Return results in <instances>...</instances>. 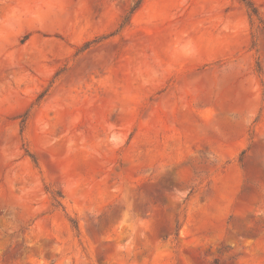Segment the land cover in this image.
Returning <instances> with one entry per match:
<instances>
[{"label":"rangeland","instance_id":"obj_1","mask_svg":"<svg viewBox=\"0 0 264 264\" xmlns=\"http://www.w3.org/2000/svg\"><path fill=\"white\" fill-rule=\"evenodd\" d=\"M0 264H264V0H0Z\"/></svg>","mask_w":264,"mask_h":264},{"label":"trees","instance_id":"obj_2","mask_svg":"<svg viewBox=\"0 0 264 264\" xmlns=\"http://www.w3.org/2000/svg\"><path fill=\"white\" fill-rule=\"evenodd\" d=\"M254 13H255V10H254Z\"/></svg>","mask_w":264,"mask_h":264}]
</instances>
